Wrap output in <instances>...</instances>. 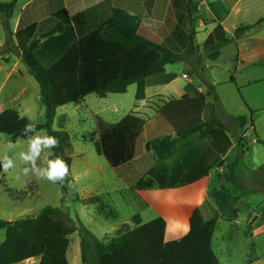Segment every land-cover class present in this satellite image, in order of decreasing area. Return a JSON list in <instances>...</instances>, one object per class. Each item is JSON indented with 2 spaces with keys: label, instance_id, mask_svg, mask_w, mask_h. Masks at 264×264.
<instances>
[{
  "label": "trees",
  "instance_id": "16d2710c",
  "mask_svg": "<svg viewBox=\"0 0 264 264\" xmlns=\"http://www.w3.org/2000/svg\"><path fill=\"white\" fill-rule=\"evenodd\" d=\"M15 5L16 0L0 2L2 26L7 35V45L0 49V55L13 53L7 48L14 39L16 45H13L28 74L38 84L40 103L45 107V122L37 124V130L47 131L59 139L60 147L53 152L68 163L69 169L71 159L66 153L71 148L70 138L64 131L52 129L57 109L89 95L105 98L124 94L131 84L136 85L135 100L142 101L146 78L164 74L167 65L179 63L197 50L194 44L197 10L193 0H186L189 35L183 53L141 36L138 30L142 18L117 8L111 10L109 20L81 37L76 36L66 9L13 33L10 19ZM202 23L206 26L208 22L202 20ZM209 23L214 27L202 49L207 59L215 62L225 46L239 41L255 26L264 23V19L254 25L238 26L233 37L227 36L220 23ZM213 97L211 89L197 97L183 95L179 99H168L156 114L169 126L171 134L146 142L144 153L139 152L138 137L145 121L131 114L115 124L95 116V137L90 142L95 153L105 159L129 192L190 186L207 177L214 168L222 167L233 145L230 130L217 118L216 105L210 102ZM235 120L241 128L248 122L245 117ZM28 122L29 119L20 117L16 110H3L0 134L7 135L14 143L25 141L22 133ZM250 123L253 126L252 119ZM56 184L65 198L72 179L68 176L63 184ZM163 196L159 200L168 206L169 194ZM230 197L220 191L213 192L211 200L206 199L192 214L187 234L172 241L165 240L164 218L142 223L139 214L132 217L134 227L129 229L123 225L108 245L97 241L86 229L78 230L63 206H47L36 217L13 222L0 219V230L5 231L0 243V264H18L33 258H39L38 264H69L66 254L70 236L76 232L80 237L83 264H221L212 240L218 220L233 223L238 217ZM99 201V197H91L82 202L93 205ZM202 208L209 214L207 220ZM98 211L103 213L104 208L99 206Z\"/></svg>",
  "mask_w": 264,
  "mask_h": 264
},
{
  "label": "rangeland",
  "instance_id": "374dc122",
  "mask_svg": "<svg viewBox=\"0 0 264 264\" xmlns=\"http://www.w3.org/2000/svg\"><path fill=\"white\" fill-rule=\"evenodd\" d=\"M23 2L20 0V3ZM193 2L197 10L194 14L196 53L165 67L164 75L170 79L166 78L168 80L164 85L149 86L145 90L147 104L146 101L139 103L135 100L136 85L131 84L124 94H111L105 98L89 95L56 111L52 129L66 132L71 143L66 154L71 159L69 176L72 184L65 198L57 184L37 180L31 174L23 175L22 168L26 165L19 160L18 154L26 150L27 144L23 140L15 143L16 148L8 151V155L13 157L16 167L8 172L0 169L1 220L13 222L25 217L32 218L47 206H63L78 230L84 228L97 241L108 245L123 225L129 229L134 227V215L139 214L143 223L157 218L156 208L152 205L141 208L146 206L144 199L129 192L127 185L117 177L105 159L95 153L90 142L95 137L94 117L108 124H115L127 114L145 119L146 124L138 137L139 152L144 153L146 142L169 134V126L156 114L159 101H165L164 97L176 98L183 92L189 93L197 88L202 89L203 95L213 89L214 97L210 102L216 105L217 118L230 130L233 147L225 157V162L232 164L231 167H218L219 174L217 171L211 173V188L227 190L228 193H224L232 197V206L238 210L233 224L218 220L212 240L213 250L221 264H264V23L255 26L240 41L225 46L215 62L209 61L202 49L204 40L214 26L209 23L212 18L224 27L227 36L233 37L238 26L254 25L264 19V0ZM202 3L204 6L199 8ZM15 11L16 16L18 8ZM204 19L208 22L206 26L202 23ZM3 21L4 18L0 16V49L7 45ZM140 35L145 38L154 36L152 41L176 53H183L188 45L189 27L184 43H170L169 36H163V33L150 35L141 31ZM14 41L7 48L13 53L0 55V112L13 109L20 117L43 124L45 110L39 102V86L28 74L25 65L19 62ZM7 55L10 59L5 58ZM183 74L188 79H183ZM249 111L253 113L252 116ZM237 117H245L248 123L241 128L235 120ZM8 142L9 137L0 134V155L7 151ZM157 192L169 194V191L149 193L157 199L153 195ZM211 195L212 190L206 193V199L211 200ZM91 197H99V204L82 202ZM157 202L159 210L165 212L168 209L166 203L159 199ZM99 206L104 208L103 213L98 211ZM202 213L207 220L209 214L205 208H202ZM49 229L52 233L50 226ZM4 238L5 231L0 230V243ZM80 254V237L76 232L70 236L66 254L68 263L83 264ZM38 262L39 258H33L18 264Z\"/></svg>",
  "mask_w": 264,
  "mask_h": 264
},
{
  "label": "crops",
  "instance_id": "0c3cea01",
  "mask_svg": "<svg viewBox=\"0 0 264 264\" xmlns=\"http://www.w3.org/2000/svg\"><path fill=\"white\" fill-rule=\"evenodd\" d=\"M201 6H204V3H202V5L200 4L199 8ZM17 8L19 12L15 16V10ZM116 8L122 9L134 15H138L142 18V22L138 30L139 34L141 33V31L147 32L150 35L154 32L160 33V35H162L163 33V36H169L170 43H175L177 41L184 43L187 39L185 35L189 27V19L186 13V0H24L23 3H20V0H16L14 12L12 18L10 19V27L13 33H15L22 28H26L32 24L44 20L45 18L51 16L52 14L61 9H66L76 36L81 37L97 29L107 20H109L111 10ZM212 21H216L215 18H212ZM152 37L149 36L146 38L152 40ZM5 58L10 59L8 55L5 56ZM20 61L21 60L19 58V62ZM166 78L168 77H166V75L164 74L150 76L146 78L145 90L149 86L153 87L164 85V83L167 82L168 79H170ZM194 91H196V93ZM183 95L197 97L199 95H203V92L201 88H197L189 93L183 92L173 99H179ZM155 96L163 95L156 94ZM164 99L165 101H159L156 110L158 108H161L164 103L168 102L167 98L164 97ZM142 101H146V95L145 99ZM142 101L137 102L141 103ZM42 107L44 106L42 105ZM123 117H121L116 123H118ZM143 120L145 121V119ZM169 134H171L170 130ZM225 157L223 159L222 167H231L232 164H228L225 162ZM216 171L218 173V169L214 168L210 171L207 177L190 186L174 190H166L169 191V199L166 200L167 203L169 201V208L165 212L157 208V200L160 198H164L163 194H166V192L154 193L153 195H155L157 199L151 197V194L149 192L152 191L136 192L138 196L144 199V202L146 204L145 207L141 208L145 209L146 207H150L152 205L156 208L158 217H162L165 219V240L167 239L166 241L178 240L182 238L185 234H187L189 230V220L194 211L200 209L201 205L206 199V193L211 190L212 193L215 191H219L213 190V188H211V173ZM220 191L222 193H224L225 191L227 192V190H224V188H221Z\"/></svg>",
  "mask_w": 264,
  "mask_h": 264
},
{
  "label": "clouds",
  "instance_id": "9594fccd",
  "mask_svg": "<svg viewBox=\"0 0 264 264\" xmlns=\"http://www.w3.org/2000/svg\"><path fill=\"white\" fill-rule=\"evenodd\" d=\"M22 134L27 144L26 150L20 151L18 154L19 160L26 165L22 168L23 175L29 176L31 174L37 180L63 184L70 174V169L68 163L60 155L53 152V149L60 147L59 139L49 135L47 131H38L36 122L31 119L25 124ZM15 148L16 144L9 141L6 145L7 151L0 155V169L2 171L8 172L16 167L15 160L8 155V151ZM69 186L71 187V184Z\"/></svg>",
  "mask_w": 264,
  "mask_h": 264
},
{
  "label": "built area",
  "instance_id": "2783aa9c",
  "mask_svg": "<svg viewBox=\"0 0 264 264\" xmlns=\"http://www.w3.org/2000/svg\"><path fill=\"white\" fill-rule=\"evenodd\" d=\"M182 78L183 79H188V76L186 74H183Z\"/></svg>",
  "mask_w": 264,
  "mask_h": 264
}]
</instances>
